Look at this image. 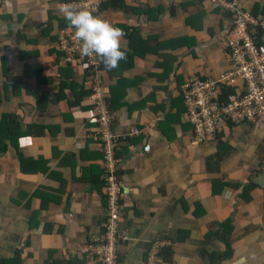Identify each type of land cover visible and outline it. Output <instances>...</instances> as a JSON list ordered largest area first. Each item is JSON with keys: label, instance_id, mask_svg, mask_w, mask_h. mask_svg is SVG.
Instances as JSON below:
<instances>
[{"label": "crops", "instance_id": "1", "mask_svg": "<svg viewBox=\"0 0 264 264\" xmlns=\"http://www.w3.org/2000/svg\"><path fill=\"white\" fill-rule=\"evenodd\" d=\"M3 1L0 115L13 113L22 134L0 153V261L16 251L14 264L65 263L104 229L108 215L102 145L89 121L97 113L91 74L65 63L56 46L60 29L71 28L58 10L76 0ZM235 1L264 16V0ZM109 2L94 15L123 29L122 49L132 51V38L145 43L113 72L101 63V101L113 113L123 184L120 264H207L201 251H222L223 244L204 234L227 217L232 254L219 264H241L250 253L256 259L248 264H264V117L221 124L212 138L194 142L179 95L189 76L215 77L229 67L232 15L214 0ZM219 149L217 169L207 170L206 159ZM251 183L244 201L239 194Z\"/></svg>", "mask_w": 264, "mask_h": 264}, {"label": "built area", "instance_id": "2", "mask_svg": "<svg viewBox=\"0 0 264 264\" xmlns=\"http://www.w3.org/2000/svg\"><path fill=\"white\" fill-rule=\"evenodd\" d=\"M108 0H76L73 8L94 13ZM4 1L0 0V4ZM218 10L232 15L225 35L228 68L215 77L189 76L180 86L179 95L185 106L186 118L193 130V141L212 138L220 125L256 123L264 117V18L251 15L235 0H214ZM72 28H61L56 46L67 64H83L91 74V94L97 101V113L89 121L97 125L93 135L102 145L104 195L108 215L104 229L77 248L76 257L82 264H120L118 252L119 216L122 209V178L118 168L116 135L112 132L113 113L101 101L104 90L101 64L84 56L74 39ZM230 90L224 93V90ZM159 242L151 246L153 255ZM55 264V263H45Z\"/></svg>", "mask_w": 264, "mask_h": 264}, {"label": "clouds", "instance_id": "3", "mask_svg": "<svg viewBox=\"0 0 264 264\" xmlns=\"http://www.w3.org/2000/svg\"><path fill=\"white\" fill-rule=\"evenodd\" d=\"M58 11L74 30V39L79 43L82 55L93 57L108 71L118 68L120 61L126 59L127 50L122 49L121 45L125 35L123 29L85 8H73L65 4ZM255 259V253H250L241 264H248L249 260Z\"/></svg>", "mask_w": 264, "mask_h": 264}, {"label": "trees", "instance_id": "4", "mask_svg": "<svg viewBox=\"0 0 264 264\" xmlns=\"http://www.w3.org/2000/svg\"><path fill=\"white\" fill-rule=\"evenodd\" d=\"M109 1L110 0L106 1L101 7H104L105 5L110 4ZM121 7L123 8V5H121ZM262 17L264 18V16ZM132 39L133 41H131V43L129 42V47L131 48L132 51L127 50L126 52V56H128L131 59L133 55H141V52L138 51L136 48L138 45H142V43L143 45L141 47H144V44H145L142 40H139L137 38H132ZM102 66L104 65L102 64ZM229 91L230 90L226 89L224 90V93L229 92ZM56 97L58 98L59 96L57 95ZM21 134L22 132L20 131L19 123L16 119V116L13 113H3L2 115H0V153H3L6 150L8 142L16 146L17 138ZM222 156H223L222 151L220 149L217 150V152L214 154V158H212L211 156V158L206 159V169L207 170L217 169V163ZM41 161H42L41 158H39L38 162H41ZM28 162H30V164H37L34 160H29ZM39 165L40 164H37L36 168L44 169L41 167V165L39 167ZM231 185L237 186V184H231ZM92 187L99 189L100 182L98 186L95 184V182H93ZM252 187H253V183L247 186H243L241 193L239 194V197L244 201L248 200L249 199L248 191ZM32 194H39L43 196L44 199H48V200L55 199L53 195L49 193L48 191L41 192L39 190H35L32 192ZM104 200H105V195H104ZM105 205H106V200H105ZM194 214H197V213H194ZM31 224L33 223L31 222ZM231 230H232V226H231L230 218L227 217L223 219L222 221L217 222L214 229H209L205 232L204 234L205 238L215 237L219 241H221V243L223 244L222 251H212L208 254L204 251H201L200 255L204 256V258L207 259L206 260L207 264H219L221 261L227 260L228 258H230L232 254V249L230 245L231 244L230 243ZM179 232L180 231H178V233ZM169 253L170 251H168V249H163L159 255L163 260H166L165 256L169 255ZM17 257H18V253L15 251L12 259L1 260L0 264H14L18 260ZM55 264H82V262H80L76 257H74V259L67 260L65 263H55Z\"/></svg>", "mask_w": 264, "mask_h": 264}]
</instances>
